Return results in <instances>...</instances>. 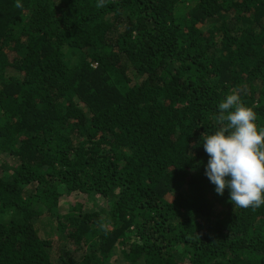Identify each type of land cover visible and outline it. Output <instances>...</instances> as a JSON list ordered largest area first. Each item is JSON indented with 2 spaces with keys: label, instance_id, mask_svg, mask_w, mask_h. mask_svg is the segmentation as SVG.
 <instances>
[{
  "label": "trees",
  "instance_id": "obj_1",
  "mask_svg": "<svg viewBox=\"0 0 264 264\" xmlns=\"http://www.w3.org/2000/svg\"><path fill=\"white\" fill-rule=\"evenodd\" d=\"M19 2L0 0V264H264V205L217 195L199 143L230 93L264 128V0Z\"/></svg>",
  "mask_w": 264,
  "mask_h": 264
},
{
  "label": "clouds",
  "instance_id": "obj_2",
  "mask_svg": "<svg viewBox=\"0 0 264 264\" xmlns=\"http://www.w3.org/2000/svg\"><path fill=\"white\" fill-rule=\"evenodd\" d=\"M217 107V129L203 133L199 142L208 156L204 175L217 195L228 190L233 206L259 208L264 205V128L236 93L227 94Z\"/></svg>",
  "mask_w": 264,
  "mask_h": 264
},
{
  "label": "rangeland",
  "instance_id": "obj_3",
  "mask_svg": "<svg viewBox=\"0 0 264 264\" xmlns=\"http://www.w3.org/2000/svg\"><path fill=\"white\" fill-rule=\"evenodd\" d=\"M4 159H6V158L4 157ZM6 161H7V162H9V163H11V162H12V160H11V159H7ZM56 237H57V236H55V237H54V240L56 239Z\"/></svg>",
  "mask_w": 264,
  "mask_h": 264
}]
</instances>
